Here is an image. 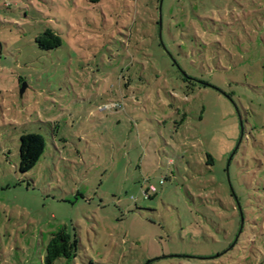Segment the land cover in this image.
Listing matches in <instances>:
<instances>
[{"label":"rangeland","instance_id":"374dc122","mask_svg":"<svg viewBox=\"0 0 264 264\" xmlns=\"http://www.w3.org/2000/svg\"><path fill=\"white\" fill-rule=\"evenodd\" d=\"M61 229L53 264H264V0H0V264Z\"/></svg>","mask_w":264,"mask_h":264},{"label":"trees","instance_id":"16d2710c","mask_svg":"<svg viewBox=\"0 0 264 264\" xmlns=\"http://www.w3.org/2000/svg\"><path fill=\"white\" fill-rule=\"evenodd\" d=\"M37 42L41 47L52 49L59 47L60 41L52 32L46 31ZM45 44V45H42ZM113 107H116L114 105ZM45 143L43 138L37 134H26L20 137L18 172L25 174L29 172L43 155ZM211 163L210 157H208ZM208 163V165H210ZM77 240L75 235L68 234L64 229L53 234L46 247L45 263L53 264L60 258H71L77 251Z\"/></svg>","mask_w":264,"mask_h":264}]
</instances>
